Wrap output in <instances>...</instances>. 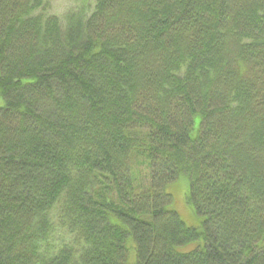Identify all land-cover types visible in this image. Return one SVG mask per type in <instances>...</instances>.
<instances>
[{
  "label": "trees",
  "instance_id": "1",
  "mask_svg": "<svg viewBox=\"0 0 264 264\" xmlns=\"http://www.w3.org/2000/svg\"><path fill=\"white\" fill-rule=\"evenodd\" d=\"M49 8L0 0V264H264V0Z\"/></svg>",
  "mask_w": 264,
  "mask_h": 264
},
{
  "label": "rangeland",
  "instance_id": "2",
  "mask_svg": "<svg viewBox=\"0 0 264 264\" xmlns=\"http://www.w3.org/2000/svg\"><path fill=\"white\" fill-rule=\"evenodd\" d=\"M81 0H50L49 12L55 14H63L67 8L75 7L80 3ZM5 105V100L0 93V107ZM197 135V129L192 132V136ZM148 170H143V175L141 183L147 185L149 182ZM166 191L172 195V201L168 205L169 209L175 210L180 214L182 219L186 222L187 225L192 227H202L203 216L198 215L190 202V180L187 176H182L175 182L169 183L166 186ZM202 242V239L184 246H179L180 251H188L193 249L195 244ZM129 257L128 261L130 264L136 262V252L134 249V241L129 240Z\"/></svg>",
  "mask_w": 264,
  "mask_h": 264
}]
</instances>
